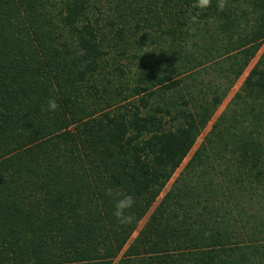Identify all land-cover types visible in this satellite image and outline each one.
<instances>
[{
    "label": "trees",
    "instance_id": "obj_1",
    "mask_svg": "<svg viewBox=\"0 0 264 264\" xmlns=\"http://www.w3.org/2000/svg\"><path fill=\"white\" fill-rule=\"evenodd\" d=\"M195 3L0 0V264H264V0Z\"/></svg>",
    "mask_w": 264,
    "mask_h": 264
},
{
    "label": "clouds",
    "instance_id": "obj_2",
    "mask_svg": "<svg viewBox=\"0 0 264 264\" xmlns=\"http://www.w3.org/2000/svg\"><path fill=\"white\" fill-rule=\"evenodd\" d=\"M213 0H196L195 7L200 10H206L212 6ZM228 0H216V6L218 10L223 11L227 8ZM192 20L195 22L196 17L193 16ZM81 55L83 51L81 50ZM59 110V105L56 100L52 99L47 102V106L42 108L44 112H55ZM107 194L111 196L112 190L109 189ZM117 200L115 203V210L113 215L115 216L117 222L121 225H126L136 220L134 215V208L136 205V199L132 195H124L123 193H116Z\"/></svg>",
    "mask_w": 264,
    "mask_h": 264
},
{
    "label": "rangeland",
    "instance_id": "obj_3",
    "mask_svg": "<svg viewBox=\"0 0 264 264\" xmlns=\"http://www.w3.org/2000/svg\"><path fill=\"white\" fill-rule=\"evenodd\" d=\"M264 48V44L262 46V49ZM261 49V50H262ZM261 52V51H260ZM259 55V53H258ZM258 55H256L255 58H253L250 62V64L248 65V67L246 68V70L244 71V73L239 77V79L236 81V83L233 85L232 89L229 91L228 95L224 98V100L222 101L221 105L217 108L214 116L212 117L211 121L207 124V126L202 130L201 134L198 136L196 143L194 144L192 150L190 151V153L188 154V156L186 157V159L183 161L182 165L177 169V171L174 173V175L172 176L171 180L169 181L168 185L166 186V188L164 189L167 190V188L169 187L170 183L172 182V180L177 176L178 172L181 170L182 166L184 165V163L186 162V160L188 159V157L191 155V153L193 152V150L198 146V144L200 143V141L202 140L203 136L205 135V133L209 130L211 123L215 120V118L218 116V114L225 108L227 102L230 100L231 96L233 95V93L237 90V88L240 86L242 80L244 79L245 75L247 74L248 70L251 68V66H253V64L255 63V61L257 60ZM145 221V219L142 221L141 224H143V222Z\"/></svg>",
    "mask_w": 264,
    "mask_h": 264
}]
</instances>
